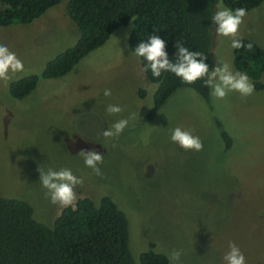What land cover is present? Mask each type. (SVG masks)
Masks as SVG:
<instances>
[{"label":"rangeland","instance_id":"374dc122","mask_svg":"<svg viewBox=\"0 0 264 264\" xmlns=\"http://www.w3.org/2000/svg\"><path fill=\"white\" fill-rule=\"evenodd\" d=\"M65 2L29 23L0 26V44L24 63L25 71L12 81L39 75L47 61L75 42L78 31L64 13ZM218 4L223 5L217 1L214 13ZM132 25L130 19L117 27L65 75L39 77L22 98H12L10 82L0 81V194L27 201L33 217L50 226L62 207L45 196L38 169L68 168L83 179L75 188L77 199L88 197L97 205L108 196L124 213L136 264L148 249L163 252L168 264H223L230 241L247 264H264V87L246 99L232 92L223 100L209 89V103L191 89H177L141 121L155 85L128 47L125 34ZM214 27L210 69L221 61L238 71L230 38L218 37ZM240 37L264 50V0L248 10ZM260 79L264 84V72ZM104 89L111 95L104 96ZM109 104L123 111L109 114ZM120 119H129V125L119 137L101 135ZM216 121L230 135L227 149ZM176 127L198 136L203 150L185 151L171 142ZM93 149L103 153L101 175L79 155ZM174 249L181 251L178 261L169 260Z\"/></svg>","mask_w":264,"mask_h":264},{"label":"trees","instance_id":"16d2710c","mask_svg":"<svg viewBox=\"0 0 264 264\" xmlns=\"http://www.w3.org/2000/svg\"><path fill=\"white\" fill-rule=\"evenodd\" d=\"M60 0H0V26L29 23ZM245 7L250 10L262 0H66L64 13L72 21L78 36L72 46L47 61L39 75L29 74L8 84L12 98H22L36 86L38 78L54 79L68 73L88 52L101 46L119 26L132 20L127 37L129 49L150 34L159 35L166 42L169 58L175 62V42L189 50L207 56L211 44V16L213 5ZM252 48L232 49L234 68L246 73L255 86L262 90L264 50L255 41L240 37ZM145 78L155 88L152 105L142 116L148 120L177 89L194 91L209 103V88L203 80L185 84L171 72L159 78L145 71L147 62L138 57ZM199 59V57H198ZM144 91L139 89L138 95ZM225 149L230 135L216 121ZM127 221L124 213L108 197H100L95 205L88 197L76 200L75 210L63 207L50 226L33 217L32 206L23 199L0 194V264H136L128 249ZM153 247V244H150ZM138 264H168L167 256L148 249L138 254Z\"/></svg>","mask_w":264,"mask_h":264},{"label":"clouds","instance_id":"9594fccd","mask_svg":"<svg viewBox=\"0 0 264 264\" xmlns=\"http://www.w3.org/2000/svg\"><path fill=\"white\" fill-rule=\"evenodd\" d=\"M247 16L248 10L245 7L231 9L218 4L217 11L211 16L215 34L218 37L230 38L232 49H251L252 44H244L240 38V27ZM175 48L176 60L173 62L166 51L165 40L159 35L150 34L146 41L138 43L133 52L135 56L142 57L147 62L145 71L150 70L153 77L159 78L163 73L171 72L185 84L190 85L203 80V86L209 88L210 95L217 100H223L232 92L239 93L242 99L253 94L255 86L246 73L234 72L228 63L218 60L217 65L210 69L209 64L205 62L207 56L204 53L189 50L178 41L175 42ZM24 71L23 61L10 51L7 45L0 44V81L7 84L16 78V74ZM103 94L106 97L110 96L111 90L104 89ZM106 111L109 114H118L123 109L119 105L109 104ZM128 125L129 119H120L107 130H103L101 135L105 138L119 137ZM170 140L185 151L199 152L204 147L198 136L181 127L171 129ZM79 155L83 158L85 166L91 168L94 174H102L99 165L103 163V153L93 149L81 150ZM38 171L39 182L46 190L45 196L50 203L75 210L77 200L75 188L83 184V179L74 175L68 168L57 170L49 167L44 170L39 167ZM228 249L222 258L223 264H247L246 257L234 242H229ZM180 256L181 251L174 249L169 255V260L178 261Z\"/></svg>","mask_w":264,"mask_h":264}]
</instances>
